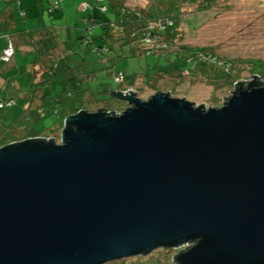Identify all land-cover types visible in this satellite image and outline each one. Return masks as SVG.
Instances as JSON below:
<instances>
[{
  "label": "water",
  "instance_id": "95a60500",
  "mask_svg": "<svg viewBox=\"0 0 264 264\" xmlns=\"http://www.w3.org/2000/svg\"><path fill=\"white\" fill-rule=\"evenodd\" d=\"M114 95L125 109L67 117L58 143L0 148V264H104L186 243L177 264H264V83L208 109Z\"/></svg>",
  "mask_w": 264,
  "mask_h": 264
},
{
  "label": "rangeland",
  "instance_id": "374dc122",
  "mask_svg": "<svg viewBox=\"0 0 264 264\" xmlns=\"http://www.w3.org/2000/svg\"><path fill=\"white\" fill-rule=\"evenodd\" d=\"M150 2L151 0H126V4L141 8H147ZM215 2L212 10L207 13H201L193 5L183 4L177 34L170 47L182 46L198 50L210 48L220 57H227L233 61L236 59L264 61V0H215ZM58 3L59 9L54 11L53 7ZM0 6L5 8L6 3L0 0ZM9 6L17 14L16 31L54 26L52 28L57 38L66 42L76 53L74 60L85 58L84 63L87 65L85 77L96 71L95 76L92 73L89 82L86 83L92 86L93 91L109 90V93L91 97V105H88L91 110L102 108L106 110L105 112L119 113L127 107L126 101L110 95L111 91L118 88L111 76L114 70L121 71L128 77L136 75L127 80L119 79V89L132 91L142 100H147L156 93L153 88H157L161 92L171 90L175 97L185 98L195 106L201 105L208 109L221 107L235 91L229 86L228 82L232 83L230 79L218 82L214 77L212 80L216 82L215 86L210 82L211 79L202 76L183 75L185 76L183 78L179 76L174 78V75L158 72L165 69L166 64L165 55L161 51H158L157 55L144 56L138 54V51L136 52L138 55H131L127 44L115 43V36L112 33L117 28L108 26L115 18L109 0H12ZM102 6L107 7L109 11H102ZM104 29H107L106 33ZM109 32L111 36L108 35ZM0 36L6 45L7 40L2 34ZM101 45L108 49L107 52L96 54V49ZM28 57L32 59L31 54H28ZM28 57L25 60L21 52L17 51L15 60L11 61L10 65L1 62L0 59V101L5 103L4 107L0 108V117L5 124L21 116L30 98L28 91L30 75L24 72V66L31 61ZM235 67L242 71L241 82L252 79L239 62ZM81 72L80 68L79 73ZM16 84L17 90L13 88ZM8 98H12V103L7 104ZM34 127L45 137H54L60 142L59 132L62 128L60 129V120L54 114H47L36 121ZM186 247L158 248L146 255L131 256L104 264H175L172 261L173 257Z\"/></svg>",
  "mask_w": 264,
  "mask_h": 264
},
{
  "label": "trees",
  "instance_id": "16d2710c",
  "mask_svg": "<svg viewBox=\"0 0 264 264\" xmlns=\"http://www.w3.org/2000/svg\"><path fill=\"white\" fill-rule=\"evenodd\" d=\"M3 1L6 2L4 8L6 10L0 15V33L7 41L1 51L0 59L3 63L9 64L15 60L17 51L21 52L25 60L28 54L32 55V59L28 57L31 61L25 66L23 65L25 73L30 75L28 84L30 98L24 112L18 119L5 124L0 117V148L29 138L57 142L54 137H45L40 133L41 131L35 130L34 123L52 113L60 120L61 129L62 122L67 117L79 113L105 112V109L91 110L88 105H91V97L106 95L109 90H92V86L86 82H89L92 73L95 76L96 71L94 70L88 77H85V70L87 69V65L84 63L85 58L74 60L76 53L66 42L57 38L55 30L52 28L54 26L16 31V11L7 10L12 1ZM215 3V0H151L147 8H141L126 4V0H109L115 18L113 22L108 23V26L117 28L112 33L115 36V43L127 44L130 54L133 56H136L137 51L138 54L144 56L157 55V52L161 51L165 55L166 64L165 69L158 70L160 73L174 75V78L178 76L183 78L185 77L183 75L202 76L211 79L210 82L212 83H214L212 80L214 77L218 82L230 79L232 83L228 82L230 83L229 86L237 89L238 83L241 82L242 71L235 67V64L239 62L244 70L252 78H255L256 83H264V61L257 59L245 61L236 59L233 61L227 57H220L210 48L198 50L182 46L170 47V43L174 42L173 38L177 34L182 17L180 9L183 4L193 5L201 13H207L212 10ZM58 6L59 3L53 7V10L58 11ZM101 10L109 11L107 7L103 6ZM10 30L13 31L10 32ZM106 32L107 29H104V33ZM108 35L111 36L110 32ZM146 38L150 39L153 44L158 43L159 50H145ZM6 49L11 50V56L7 61L3 60ZM107 50L104 45H101L95 53H106ZM80 68L82 69L81 73H79ZM149 75L145 74V76ZM111 76L118 85V88L111 92L112 96L115 97L116 92L122 93L127 90L121 89L120 91L118 80L124 78L127 80V78L136 75L128 77L123 72L114 70L111 72ZM215 83L214 85L217 86ZM153 90L159 91L157 88H153ZM167 92L174 96L171 90ZM10 103H12V98L7 100V104ZM4 105L5 103L0 101V108ZM174 260L177 264L175 257Z\"/></svg>",
  "mask_w": 264,
  "mask_h": 264
},
{
  "label": "built area",
  "instance_id": "2783aa9c",
  "mask_svg": "<svg viewBox=\"0 0 264 264\" xmlns=\"http://www.w3.org/2000/svg\"><path fill=\"white\" fill-rule=\"evenodd\" d=\"M146 43H147V46H146V49L145 50H149V51L150 50L151 51H158L159 50V44L158 43L157 44H153V43H151L150 39H148V38H146ZM147 53H149V52H147ZM4 54H5V56H4V59L3 60L7 61L10 58V56H11V50L10 49H6L4 51ZM184 74H186V73H184ZM127 92L128 91L126 90V91H123L122 93L123 94H127ZM193 244L194 243H186L184 245H180V246L176 247L175 249L181 248L182 246H187V247L193 246Z\"/></svg>",
  "mask_w": 264,
  "mask_h": 264
},
{
  "label": "crops",
  "instance_id": "0c3cea01",
  "mask_svg": "<svg viewBox=\"0 0 264 264\" xmlns=\"http://www.w3.org/2000/svg\"><path fill=\"white\" fill-rule=\"evenodd\" d=\"M3 1V0H2ZM12 1V0H11ZM6 3V2H5ZM1 7V6H0ZM1 11H0V15H1V13L3 12V11H5L6 9H4V8H2L1 7V9H0ZM7 10H11V8L10 7H8V9ZM1 34V33H0ZM4 37V36H3ZM6 39V38H5ZM5 40H3L2 39V36H0V50H2V48H4L5 47ZM2 62V61H1ZM11 63H9L8 65H10ZM24 72H26L25 70H24ZM13 88L14 89H18V84H16V86L15 85H13Z\"/></svg>",
  "mask_w": 264,
  "mask_h": 264
},
{
  "label": "bare ground",
  "instance_id": "6f19581e",
  "mask_svg": "<svg viewBox=\"0 0 264 264\" xmlns=\"http://www.w3.org/2000/svg\"><path fill=\"white\" fill-rule=\"evenodd\" d=\"M60 133H61V130H60V132H59V138H60Z\"/></svg>",
  "mask_w": 264,
  "mask_h": 264
},
{
  "label": "clouds",
  "instance_id": "9594fccd",
  "mask_svg": "<svg viewBox=\"0 0 264 264\" xmlns=\"http://www.w3.org/2000/svg\"><path fill=\"white\" fill-rule=\"evenodd\" d=\"M174 97V96H173ZM56 143H58V141L56 142ZM175 263V262H174Z\"/></svg>",
  "mask_w": 264,
  "mask_h": 264
}]
</instances>
